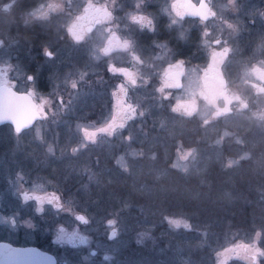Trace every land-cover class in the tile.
Listing matches in <instances>:
<instances>
[{
	"label": "flooded vegetation",
	"instance_id": "1",
	"mask_svg": "<svg viewBox=\"0 0 264 264\" xmlns=\"http://www.w3.org/2000/svg\"><path fill=\"white\" fill-rule=\"evenodd\" d=\"M105 1L73 0L70 14L53 13L43 21L23 20L25 25L36 23L46 29L43 38H38L41 46L32 49L29 42L27 58L23 60L20 53L16 55L17 62L30 73V80L35 81L37 87L31 90L5 80L0 81V85L8 84L30 93L38 103L41 116L21 131L11 122L0 123V155L15 143L9 152L16 154L23 149L25 166L37 167L33 170L52 180L60 178L62 170L58 171L55 163L59 161L53 155L56 152L50 155V146H58L57 140L65 139L71 132L68 124L74 125L80 118L102 122L111 105L110 90L122 86L125 80L122 70L129 68L138 75L127 89L131 96L151 100L157 85L164 83L163 87L172 95L186 89L190 107H187V115L181 116L173 112L169 102H164L162 108L159 106L161 117L150 116L148 122L142 124L137 121L130 141L118 144L122 151L129 142L141 148L138 155L129 157L125 166L117 162L120 153L117 145L105 144L95 149L92 153L97 155V162L90 167L102 169L100 173L106 183L142 180L144 175L157 180L159 170L164 168L158 164L160 156L167 163L165 168L170 166L184 172L174 165L178 147L191 150L212 147L219 149V156L212 154L210 163L238 168L247 162V167L264 171V0H235V3L234 0H193L197 6L202 2L208 5L210 15L206 18L191 16L182 6L185 0ZM226 2L230 4L227 9L237 10L234 16L240 18L235 29L226 28L225 24L230 21L216 8ZM217 32L222 37L215 36ZM214 46L218 48L213 49ZM13 58L15 62L14 50ZM75 66L94 70V75L87 77L96 90L93 98L86 104L72 106L60 101L59 105L53 103L52 107H47L36 92L57 93L58 82L65 76L63 73ZM189 77H194L191 88L187 85ZM86 85L89 87L88 83ZM223 95L231 103L239 100L242 104L239 115L230 117L228 124L214 116L217 101ZM63 108L60 113L58 110ZM54 111L58 113L54 115ZM165 118L168 121L161 124ZM223 128L231 130L230 137H220ZM37 130L43 136V145L37 141ZM28 133L32 135L26 136L22 148L17 147L14 138ZM243 152L248 155L240 157L239 153ZM231 158H236L238 164H227ZM45 163L51 167H43ZM53 166L57 168L53 170ZM137 168H140L139 175ZM23 183L27 185V180ZM10 189L0 187L4 203L1 215L13 214L19 221L33 218L35 224L31 229V221H25L30 231L20 229L17 232L21 234L1 236L0 240L17 246L35 245L52 254L56 264H168V258L178 248L172 237L181 234L170 230L166 220V224L162 220L105 222L99 218L108 210L99 206L102 205L99 202L91 206L96 221L92 220L90 225L53 229L56 222L65 218L60 194L45 193L42 203L46 208L35 212L32 199H28V189L20 192L18 188L16 193ZM23 191L27 198L17 204L19 193ZM141 192L126 189L112 193L125 200ZM78 218L86 220L82 214H78Z\"/></svg>",
	"mask_w": 264,
	"mask_h": 264
},
{
	"label": "rangeland",
	"instance_id": "2",
	"mask_svg": "<svg viewBox=\"0 0 264 264\" xmlns=\"http://www.w3.org/2000/svg\"><path fill=\"white\" fill-rule=\"evenodd\" d=\"M80 1L85 2V0ZM229 1L232 2V0ZM72 3L73 0H37L30 9L23 11L21 15L17 16L19 19H16V14H14L13 9L11 8L12 2H3V0H0V81L5 80L13 82L18 86L26 87L31 90H34L37 87V83L30 80L32 77L30 76V73L27 72L25 67L21 66L20 62H17L16 60V55L20 51H18V40L13 39L12 31H9L11 30L10 25L15 21L17 23L18 20L33 21L34 18L42 19L43 21L44 17L52 15L53 13L62 14L67 12L70 14ZM233 3H235V0ZM229 5V2L222 5L220 3L219 5H216V8L220 15H224L226 19L230 21L229 24H225L226 28L231 27L232 29H235L240 18L234 16L237 13V10L232 12L227 9L229 8ZM219 32L221 33V31ZM217 34L218 35L215 36L222 37L218 32ZM211 42L214 43V40ZM227 45L229 46L228 42ZM214 48L217 49L218 47L214 46L213 49ZM13 50L15 52V62H13ZM93 71V69L89 68L83 69L76 66L72 67L63 73L65 76H63L58 82L59 86L57 85V89L59 91H57V93L50 91L47 93H36L39 95L41 101L46 103L47 107H52L53 103L58 104L60 101H66L68 102V105L72 104V106L79 105L80 103L86 104L87 102H90V99L94 96V92H96L92 85L93 83L87 80L88 75H94ZM122 74L125 78L122 86L118 89L110 88L112 101L108 108L109 111L107 112L106 118H104L102 122H87L80 118L73 122L74 125L68 124V128L71 129V132L65 139L60 141L57 140L58 146H50L49 153L52 155L56 152V154L53 155L56 156V159H58L59 162L55 163V165L58 166V171L62 170V175L59 176L60 178L57 177L52 180V178L42 172L39 173L35 169L33 170V168L37 167L25 166L26 158L24 157V150L21 149V146H23L26 138L30 137L32 133L14 138L17 142V147H21V150L16 154L9 152V149H11L13 145L15 146L14 143L11 147L9 146L4 150L5 154L0 155V187L6 188L8 186L11 188V192L14 193L19 189L20 192L22 189H28V199H32L31 205L35 212L42 211L46 208V205L42 203V200L46 198L45 193L46 195L49 192L60 194V198L62 199L61 212L65 214V218L62 221L56 222L52 227L53 229L90 225L92 220L95 219L94 210L91 206L95 205V203L97 204L103 198H107L108 204L101 203L102 205L99 204V206L105 208L104 210L107 209L108 212L99 219H102L105 222L116 221L122 223L147 220L144 218L149 215V212L147 214L145 210H143V217L139 214L136 215V212H138L139 209L142 210L140 204H136L128 198L123 200L121 196L113 195V191L111 190L110 185H108L109 183H106L102 178L103 175L100 173L102 169L97 170L94 166L93 170L91 169L90 166L93 165V162H97V158H95L97 155H94L92 152L95 149L97 150V148H102L105 144H109L111 147H113V144L117 145V150H120L117 162L125 166L128 164L129 157L138 155L140 152L139 149H141L133 147L130 142L128 145L124 146L125 148L123 151L118 146L119 141H130V135L134 134V124L137 121L139 124L148 122L150 116H152V118L161 117V114H159V106L162 108L161 105H163L164 102L170 103V107H172V110L176 115L179 114L181 116H186L188 110L187 107H190V98L185 95L186 89L182 92H174L173 95L168 93L166 87H163L164 83L157 85V92L151 97V100L150 98L148 100L144 98H136V96L133 97L128 93L127 89H129L130 83L133 81L132 79H135L138 75L133 73L129 68L123 69ZM86 83H88L89 87L87 85V87H85ZM193 83L194 77H189L187 85L191 88ZM91 86L93 87L92 89ZM103 93L104 92L102 91L100 94L103 96ZM70 101L73 103H69ZM67 104L64 105L67 106ZM241 107L242 104L239 100H237L236 103H231L230 99L223 95V98L221 97V99L217 101V108L214 116L222 118V121L225 124H228L230 123V121H228L230 117L233 115H239ZM232 109L234 111L230 112ZM58 111L62 113L64 108L59 109ZM58 111H54V115H56ZM74 113L78 115V113ZM57 115L59 117L61 114ZM167 121V118L162 119L161 124H165ZM65 123H67V120ZM225 128H223V131L219 134L220 137L227 138L232 134L230 129L228 130ZM122 130L124 131L123 135H121ZM37 133L39 135L37 141L39 144L42 142L41 144L43 145V136H41L39 130H37ZM141 139L144 138L142 137ZM220 141L219 138L218 143ZM177 149L178 151L176 158H174V165L186 173H200L205 171L213 160L212 154L219 156V149L216 150L212 147L198 150L180 147ZM213 149H215V153ZM241 155L247 156L248 154H246V152L239 153L240 157ZM55 156H51V158L53 159ZM81 157L82 160L80 159ZM226 163L229 165H236L238 164V160L236 158H231ZM43 167H48L49 169L51 165L45 163ZM53 168V170H55L57 167L53 166ZM159 172L161 173H158L157 178L166 173H163V171ZM139 173L140 168H137L136 174L139 175ZM21 180L23 182L27 180V185ZM69 180L74 181L68 185L67 181ZM155 180L156 179H154V181ZM130 184L131 189L134 191H137V189L142 190V193L147 196V199L159 196L158 194L160 193H158V191L168 192L166 186L165 189L161 185L150 186L144 184L141 186L137 181L133 180ZM192 189L191 186H187L184 191L186 190L190 192ZM2 196L3 194L0 196V210L4 207ZM19 196V200H16L17 204H20L22 200L27 198L25 191L21 194L19 193ZM236 196L237 194H232L231 196V193L226 189L221 193L220 198L233 202L236 199ZM4 198L7 199L8 197L5 196ZM261 205L264 208V198L262 199L260 206ZM148 208H146V210H148ZM159 211V213H165L164 211ZM262 212H264V210L261 209L260 214H262ZM153 213L154 211L152 210V214ZM78 214H82L83 218H86V220L82 221L81 218H78ZM164 218L167 224H169L170 230L174 229L179 233V230L183 228L198 233V228H195L190 224L187 218L181 214L176 215L170 213L164 216ZM25 221H31V229H33L35 220L32 218ZM25 221H19L13 216V214L5 213V215H1L0 213V237H14L17 236V234H21L20 232H17L20 229L26 230L28 228L29 230V227L26 224L27 222ZM230 223L231 221L225 220L223 224H215L212 229H203V239L205 240L209 236V240L212 239L214 243V264H233L232 262H236V264H264V215H259L253 225V230L250 232L233 227ZM139 226L141 227V225ZM139 226L136 228H139ZM146 234L145 237L147 236ZM141 236L143 237V235ZM196 237L199 238L198 235ZM191 242L189 239L186 240L187 246L185 247V250L187 251L188 256H180L178 260L181 261L184 259L185 262L187 261L189 264H199V260H194L190 253L194 247L196 248L200 245L199 243H202L203 241H198L197 243L193 240ZM172 255L173 256L169 257L167 260L168 264H175L174 253Z\"/></svg>",
	"mask_w": 264,
	"mask_h": 264
},
{
	"label": "trees",
	"instance_id": "3",
	"mask_svg": "<svg viewBox=\"0 0 264 264\" xmlns=\"http://www.w3.org/2000/svg\"><path fill=\"white\" fill-rule=\"evenodd\" d=\"M37 0H3V2H12L11 8L14 14L17 16L21 15L23 11L32 6ZM13 39L18 40V53L21 58H27V48L29 42L32 43V49L41 46L38 38L42 39L46 33V29H42L41 25L33 23L25 25L23 20L12 22L10 25ZM161 157V156H160ZM158 161L163 169L159 171L166 172L163 176L157 178L154 181L152 178H144L142 180H136L139 185L143 186L148 184L150 186L161 185L168 188V192L158 191L159 196L147 199L144 193L134 194L133 197H128L132 202L138 203L142 206V210H138L136 215L143 217V210L149 215L146 216L147 220H162L165 223L167 214L183 215L187 218L188 222L195 228H198V233L193 230H186L181 228L179 236H173L172 242L176 247L174 253V262L178 264H189L185 260H178V258L188 256L185 250L186 240L197 242L200 245L191 250L190 255L192 258L198 259L199 264H213L214 262V243L209 240V236L203 239V229H212V227L219 223H224L225 220L231 221L233 227L252 231L253 225L258 219L259 215H264V212L260 214L261 209L264 210L262 205L260 206L262 199L264 198V171L254 170L247 167V162L244 165L235 167H223L216 162L210 163L205 171L200 173H184L177 171L173 167L165 166L166 162H163L161 158ZM125 181V182H124ZM112 183L114 189L112 191H122L126 189L131 190L132 181L124 180ZM128 185L129 187H126ZM187 186H191L193 189L188 192L184 191ZM126 187V188H124ZM237 196L232 201L225 200L221 197V193L226 190ZM167 191V190H166ZM126 199V198H125ZM102 201V202H101ZM107 201V202H106ZM99 203L108 204L107 198H103ZM145 206L148 208L146 210ZM261 207V208H259ZM152 210L154 213L152 214ZM161 210L165 213H159ZM167 213V214H166ZM138 216V217H140ZM166 224V223H165ZM168 234V233H166ZM199 236L196 237V236ZM197 238V239H196ZM192 243V242H191ZM216 244V243H215ZM236 264V262H232Z\"/></svg>",
	"mask_w": 264,
	"mask_h": 264
},
{
	"label": "water",
	"instance_id": "4",
	"mask_svg": "<svg viewBox=\"0 0 264 264\" xmlns=\"http://www.w3.org/2000/svg\"><path fill=\"white\" fill-rule=\"evenodd\" d=\"M182 6L192 16L208 17V5L197 6L193 0H185ZM41 114L38 103L28 92L16 90L8 84L0 85V123L11 122L16 130L30 126ZM0 264H56L52 254L35 245L17 246L0 240Z\"/></svg>",
	"mask_w": 264,
	"mask_h": 264
}]
</instances>
